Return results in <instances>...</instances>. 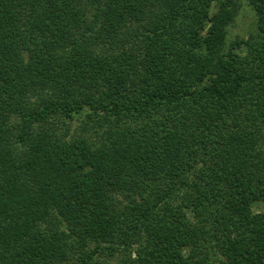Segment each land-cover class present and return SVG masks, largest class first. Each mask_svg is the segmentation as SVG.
<instances>
[{"label":"trees","instance_id":"1","mask_svg":"<svg viewBox=\"0 0 264 264\" xmlns=\"http://www.w3.org/2000/svg\"><path fill=\"white\" fill-rule=\"evenodd\" d=\"M258 202L264 0H0V264H264Z\"/></svg>","mask_w":264,"mask_h":264},{"label":"rangeland","instance_id":"2","mask_svg":"<svg viewBox=\"0 0 264 264\" xmlns=\"http://www.w3.org/2000/svg\"><path fill=\"white\" fill-rule=\"evenodd\" d=\"M242 3L235 21L227 28V45L231 44L236 39L247 37L249 32L255 28V11L246 1ZM263 210L264 203L258 202L253 205V211L258 212Z\"/></svg>","mask_w":264,"mask_h":264}]
</instances>
